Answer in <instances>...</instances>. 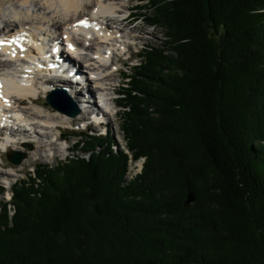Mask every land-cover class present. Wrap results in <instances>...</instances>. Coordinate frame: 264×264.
I'll list each match as a JSON object with an SVG mask.
<instances>
[{"label": "trees", "instance_id": "1", "mask_svg": "<svg viewBox=\"0 0 264 264\" xmlns=\"http://www.w3.org/2000/svg\"><path fill=\"white\" fill-rule=\"evenodd\" d=\"M137 9L166 38L124 73L131 156L77 134L66 162L17 180L0 264H264V0Z\"/></svg>", "mask_w": 264, "mask_h": 264}, {"label": "bare ground", "instance_id": "2", "mask_svg": "<svg viewBox=\"0 0 264 264\" xmlns=\"http://www.w3.org/2000/svg\"><path fill=\"white\" fill-rule=\"evenodd\" d=\"M132 1L134 0H0V40L20 37L16 43L0 46V120L13 126L15 118L22 112L20 117L28 118L32 125L39 123L32 132L35 142L31 141L29 130H23L20 126L7 129L15 135L14 142L19 138L24 141L21 145L7 146L0 140V148L6 149L7 153L23 152L26 158L20 165H9L3 154H0V179H9L14 177V173L22 172L18 170H25L26 165L32 164L36 156L45 159L51 157V152L59 153L61 147L55 138L64 136L63 131L57 128L59 125L81 126L82 122H90L89 115L103 113V118L108 123L101 126L92 122L87 125H92L95 129L105 128V135H110L108 125L114 123L117 114L105 110L107 107L95 98V92L105 91L110 104L117 105V100L111 96L116 93L115 83L123 73L118 66L119 55L124 51L120 57H128L121 65H128L129 55L134 56L135 53L131 52L132 48L127 47L126 43L134 44L138 39L147 38L148 32L144 33L141 29L130 26L132 21H128L127 15L132 8ZM132 16L135 18V14ZM85 20L89 24L87 27L80 24ZM38 40L42 42L37 43ZM47 41L65 44L61 59L68 58L77 73L79 71L82 76L87 75V84L81 85L82 80L69 82L70 77L65 74L57 77L46 62H40V59H48V56L40 53V50H45L43 43ZM36 43L41 45V49L36 47ZM111 55L113 64L109 63ZM36 66L42 71H37ZM98 71L104 75L103 79L96 78ZM51 88H61L72 95L82 112L73 118L48 107L37 95H43ZM11 106L15 110V117L8 111ZM31 146L34 149L30 151Z\"/></svg>", "mask_w": 264, "mask_h": 264}, {"label": "rangeland", "instance_id": "3", "mask_svg": "<svg viewBox=\"0 0 264 264\" xmlns=\"http://www.w3.org/2000/svg\"><path fill=\"white\" fill-rule=\"evenodd\" d=\"M148 2H149V0H142V2H141V0L132 1V4H131L132 8L129 9V13L127 15L128 21H132L130 23V26H133V28H139V29H141L140 31H144V33L148 32L146 35L147 38L138 39V41H136L134 46L131 47L132 48L131 52H133L135 54L137 52H139L143 47H151L153 49H160L164 46V42H165L166 30L162 27H155V26L148 25V23H147L148 16H144V11L141 9H137V7H136L138 4H140L141 6H143L144 4L146 5V3H148ZM133 14H135V18H133V16H132ZM123 52L124 51H122V53L119 55L118 66L122 69L123 72H126L128 75H130V74H132V70H129L127 68L133 67L135 65V63H137L138 61H136L134 59V60L130 61L129 64L126 66L121 65L122 63L126 62V58L128 57L127 55H125L123 58H121L120 56L123 54ZM64 55H67V54H64ZM123 75H124V73H122L118 77L119 80H118V82H116L117 84L115 83L116 93L118 90L117 87L120 83V78ZM62 94H63V92H62ZM39 98H41V101H43V103H46V105H47V102H46V98H48L47 95L46 96L41 95ZM48 107H51V106H48ZM52 109H54V108H52ZM122 114H123V111L118 109L116 119H115L114 123H111L108 126V130H109L110 134L113 135L114 140L116 141L115 144L113 145L114 149L116 151L125 150V152L129 153L131 156V153L127 149L128 146L126 143V139L124 137ZM66 127H71L72 129H70V131L62 130L63 133L68 136L67 137L68 141L66 143H61V144L59 143L58 144L61 147V151L59 153L51 152V157L45 158V159L42 157L39 158V156H36L34 158V160L32 161V164L26 165L25 170L23 168H20L18 170V171H22V172H19L18 174L14 173L15 174L14 177H11L9 179H4V178L0 179V187L4 188V185H5V187L6 186L8 187V184L12 186L14 183H16L17 180L19 181V179L28 178L33 172H35L36 167L39 165H42V164L56 165L57 163H60V162H66V160L68 159V156H71L74 154L71 151H67L66 147L68 145L76 151L77 149L74 147V143L77 142V140H79V138H77V134H80L77 132V130L80 128L78 126V124H76L74 126H66ZM71 131H73V132H71ZM84 132L88 135L90 134L91 136L96 137V136L105 135L107 130L105 128H102V127H100L99 129H95L94 127H92V125H90V128H88V130H86ZM84 139L87 140L88 137L85 136ZM33 149H34V147L33 148H32V146L29 147L30 151ZM7 154L8 153L3 154L6 162L9 165H15L8 160ZM80 154H81V152H80ZM144 162H145L144 158H140V160L137 162L135 160L129 162V164H128L129 171L126 175V182H130L138 174L141 173ZM140 167H141V169H139ZM8 170H10V169H8ZM12 188H13V186H12ZM12 188L11 189L5 188V192H4L5 194L4 195L0 194V203L1 202H10L11 195H12Z\"/></svg>", "mask_w": 264, "mask_h": 264}, {"label": "water", "instance_id": "4", "mask_svg": "<svg viewBox=\"0 0 264 264\" xmlns=\"http://www.w3.org/2000/svg\"><path fill=\"white\" fill-rule=\"evenodd\" d=\"M63 97L64 98H62V99H64V101L66 102L68 97L67 96H63ZM47 101L55 110L65 112L70 117L75 118L80 114V111L78 109L70 110L65 105L59 104L58 103V96L54 93H52L48 96ZM25 158H26L25 153H20L17 151H12L8 154V159L15 165L21 164ZM195 200H196L195 195L192 192H190L188 194L187 199H186L185 205L189 206V205L193 204L195 202Z\"/></svg>", "mask_w": 264, "mask_h": 264}, {"label": "snow or ice", "instance_id": "5", "mask_svg": "<svg viewBox=\"0 0 264 264\" xmlns=\"http://www.w3.org/2000/svg\"><path fill=\"white\" fill-rule=\"evenodd\" d=\"M80 24L82 26H85V27L89 26V24H88V22L86 20L85 21H81ZM19 39H20V37H13L11 40H8V41L0 40V46H3L5 43H9V44L10 43H16V42L19 41Z\"/></svg>", "mask_w": 264, "mask_h": 264}]
</instances>
